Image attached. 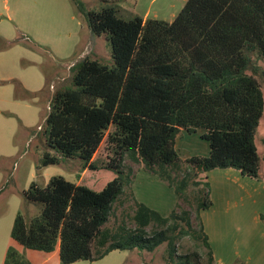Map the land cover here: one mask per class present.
Returning <instances> with one entry per match:
<instances>
[{"label":"trees","instance_id":"16d2710c","mask_svg":"<svg viewBox=\"0 0 264 264\" xmlns=\"http://www.w3.org/2000/svg\"><path fill=\"white\" fill-rule=\"evenodd\" d=\"M98 10L86 11L90 31L105 33L112 63L90 56L72 65V84L54 92L46 117L48 148L42 166L64 159H80L84 168L104 145L106 161L100 168L115 172L95 190L62 175L44 186L32 182L27 200L39 203V213L26 219L18 213L11 237L24 248L52 252L59 246L61 264L98 260L113 250L153 252L166 243L168 264H193L177 253L183 235L201 240L213 263L208 236L199 212L212 205L205 172L233 168L252 179L260 175L261 157L255 134L264 111V96L256 74L264 59V0H187L169 22L136 15H118L119 0H99ZM251 70V72H248ZM201 130L209 145L207 155L182 159L176 150L181 130ZM129 157L144 170L172 186L181 196L189 178L172 175L181 162L198 173L199 190L193 228L186 210L163 215L134 196V228L105 227L113 204L134 173L123 161ZM134 195V192H131ZM264 220V214L261 215ZM157 227L148 234L146 227ZM4 264H32L16 248Z\"/></svg>","mask_w":264,"mask_h":264},{"label":"rangeland","instance_id":"374dc122","mask_svg":"<svg viewBox=\"0 0 264 264\" xmlns=\"http://www.w3.org/2000/svg\"><path fill=\"white\" fill-rule=\"evenodd\" d=\"M80 1L86 11L98 10L102 6L99 0ZM171 1L119 0L118 15L127 20L149 6L163 11L164 5ZM164 18L168 19V16L162 13L160 19ZM86 55L112 63L107 35L93 34L87 15L79 11L72 0H0V264H4L10 247L16 248L27 259L31 254L43 253L24 248L11 237L18 213L26 219L39 213L40 204L24 196V191L32 182L44 186L52 176L62 175L70 181L99 190L115 176L112 169L100 168L106 161L104 145L93 157L92 163L99 166L97 169L84 168L80 159H64L57 165H41L44 152L48 150L45 129L51 98L55 91L71 86L70 67ZM256 64V77L264 96V59L257 60ZM200 133L201 130H198L179 137V148L183 147L181 151H184L185 145L198 149L203 143L206 144L200 138ZM255 142L261 157V171H264V111L256 130ZM123 163L125 167L138 171L134 186L136 195L131 193L132 185L125 187L113 204L105 227L112 231L123 225L134 228V197L137 196L135 198L145 204L154 201L160 204L164 200L163 212L169 208L170 211L175 208L178 213L188 211L193 228L198 229L197 203L199 190L204 185L203 181L200 185L194 184L202 179L194 167L181 162L172 173L178 181L183 177L189 178L188 187L178 196L172 186L157 176L139 173L144 170L142 163L129 157ZM239 196L234 193L232 200ZM248 202L243 203L238 217L235 215L230 222H225L223 226L226 225V228L216 225L220 228V234H213V245H220L219 253L223 254L227 264H245L248 256L255 254L258 246L264 245V220L261 218L264 213L259 216L261 222L254 223L252 217L255 208ZM256 209H262V205ZM202 210L199 212L200 220ZM156 228L155 225L146 227L148 234ZM208 242L212 245L209 239ZM175 245L177 253L186 255L191 263L207 264V248L201 240L183 235L176 239ZM165 249L166 243L153 252L143 251L141 257L131 254L130 250H116L96 261V264H125L132 258H137L140 264H168ZM83 263L90 264L87 261Z\"/></svg>","mask_w":264,"mask_h":264},{"label":"crops","instance_id":"0c3cea01","mask_svg":"<svg viewBox=\"0 0 264 264\" xmlns=\"http://www.w3.org/2000/svg\"><path fill=\"white\" fill-rule=\"evenodd\" d=\"M186 1L187 0H172L170 3L164 5L163 11H161L162 10L161 8L152 9L151 6H149L142 13L136 12L134 16L139 15L142 16L144 19L149 17L160 19V15L164 13V16L167 15L168 19L164 18L163 20L171 22L177 15V13L180 11V9L183 7V5L186 3ZM176 2H178V4H176ZM135 4H137V1L135 2ZM184 133L187 132L182 129L180 131V134L176 138V150L182 159H186L193 155H207L209 153V145L206 140L205 141L207 143L206 144L203 143L201 146H199L198 149L185 145L184 151L182 152L181 149H183V147L179 148L180 146L179 139L183 137ZM181 146H183V144ZM186 148L188 150H186ZM133 173H134V179L132 182V189L134 195H136L134 186H135V181L137 180L138 171L137 170L133 171ZM139 173H145L152 176H156L144 170H141V172ZM204 174L207 177L206 179L211 186L210 196L212 199V206L205 210H202V212L200 213L203 229L207 234L209 241L212 243V245L209 246L213 258V264H227L228 261H226L225 257L222 256L223 254L219 253L220 250L218 248L220 245L217 246L213 245V240H212L213 234L214 235L220 234V228H217L216 225H219L220 227L222 226L221 227L222 229L226 228V225L223 226L225 222L227 221L230 222L235 215H237L236 217H238L240 215L242 206L244 205L243 203L246 201H249L247 204L251 203L253 205V208H255L252 217L254 223L261 222L259 216L261 213H264V179L263 178L252 179L250 177L243 176L240 174L238 170H235L233 168H215L209 170L208 172H205ZM260 175L261 176L264 175V171H261V169H260ZM234 193H238L240 196L239 198H235V200H232V195ZM135 197L137 198V196ZM150 203L151 202L147 203L146 205H149L151 206V208L159 210V212L163 215H167L170 211L169 210L170 208L167 209V212L162 211L164 209L162 208L164 207V200H161L160 204H158L157 201H154L151 204ZM259 205L260 206L262 205V209L260 210L256 209ZM237 249L238 248H236V250ZM35 251H39V250H35ZM115 251L116 250H113L108 254L113 253ZM39 252H43V251H39ZM130 252L131 254H134L137 257L139 256L141 257L142 253L144 254L143 251H138L135 249L130 250ZM38 254L39 255L31 254L28 260L32 264H61L59 257V246H57L52 252H43ZM104 257L93 261L78 260L70 264H86L83 263L86 261L90 262V264H96V261H99ZM125 264H140V263L139 260H137V258L134 259L132 258V259H128V261H126ZM245 264H264V245L258 246L256 253L252 254V256H248V259H246Z\"/></svg>","mask_w":264,"mask_h":264}]
</instances>
